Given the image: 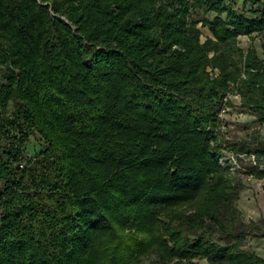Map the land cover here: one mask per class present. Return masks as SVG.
I'll return each instance as SVG.
<instances>
[{
  "label": "trees",
  "instance_id": "trees-1",
  "mask_svg": "<svg viewBox=\"0 0 264 264\" xmlns=\"http://www.w3.org/2000/svg\"><path fill=\"white\" fill-rule=\"evenodd\" d=\"M237 1L0 0V264H264L237 206L264 141L219 137L231 90L264 125Z\"/></svg>",
  "mask_w": 264,
  "mask_h": 264
},
{
  "label": "rangeland",
  "instance_id": "rangeland-1",
  "mask_svg": "<svg viewBox=\"0 0 264 264\" xmlns=\"http://www.w3.org/2000/svg\"><path fill=\"white\" fill-rule=\"evenodd\" d=\"M238 6L241 0H238ZM201 28L202 40L206 37L213 38L212 33L207 27ZM243 36V37H242ZM238 45L241 49L247 51L255 49L260 58L264 59V35L253 33L250 36L241 35L237 38ZM225 106L218 115L220 118L219 137L224 142L231 141H252L254 136L264 141V125L255 122V117L249 112L241 109V97L231 90L225 98ZM41 143L34 137L27 141L26 148L28 152L38 154ZM226 160H230L232 171L243 172L244 166L251 163V159H244L242 163L233 159V155L229 151L223 150ZM224 165V160L220 162ZM262 167V166H261ZM264 170V167H262ZM244 184V188L240 192L237 202L238 208L241 210L243 219L247 223H255L257 228L253 233L247 235L243 249L253 252L256 256L264 260V178H256L252 175L238 174ZM193 262V263H192ZM187 264H208L205 260H193Z\"/></svg>",
  "mask_w": 264,
  "mask_h": 264
},
{
  "label": "built area",
  "instance_id": "built-area-1",
  "mask_svg": "<svg viewBox=\"0 0 264 264\" xmlns=\"http://www.w3.org/2000/svg\"><path fill=\"white\" fill-rule=\"evenodd\" d=\"M221 111H223V110H221Z\"/></svg>",
  "mask_w": 264,
  "mask_h": 264
},
{
  "label": "bare ground",
  "instance_id": "bare-ground-1",
  "mask_svg": "<svg viewBox=\"0 0 264 264\" xmlns=\"http://www.w3.org/2000/svg\"><path fill=\"white\" fill-rule=\"evenodd\" d=\"M243 37V36H242Z\"/></svg>",
  "mask_w": 264,
  "mask_h": 264
}]
</instances>
